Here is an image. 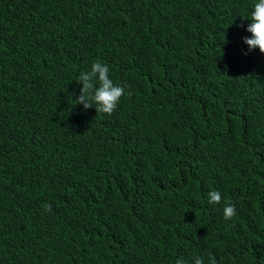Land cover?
Returning <instances> with one entry per match:
<instances>
[{"label": "trees", "instance_id": "1", "mask_svg": "<svg viewBox=\"0 0 264 264\" xmlns=\"http://www.w3.org/2000/svg\"><path fill=\"white\" fill-rule=\"evenodd\" d=\"M255 2L0 0V264H264Z\"/></svg>", "mask_w": 264, "mask_h": 264}, {"label": "clouds", "instance_id": "2", "mask_svg": "<svg viewBox=\"0 0 264 264\" xmlns=\"http://www.w3.org/2000/svg\"><path fill=\"white\" fill-rule=\"evenodd\" d=\"M251 23L247 25L246 31L251 33L250 37H245L243 42L248 46L249 50L259 49L264 54V0H256L249 18ZM243 27V25H240ZM247 55V53H244ZM98 73V79L96 74ZM109 67L100 61H94L91 65L90 74H81L78 82L83 84L81 95L76 104L83 103L84 108L88 109L95 105L97 113L111 115L116 109L120 98L124 95V88L118 84H114L109 79ZM131 95V93H129ZM87 101V102H86ZM209 203H220L221 193L218 190H212L208 193ZM45 210L50 211L51 205H45ZM224 218L229 220L236 215L234 204L226 203L223 209ZM175 264H182L176 260ZM195 264H205L203 257L195 260ZM209 264H217L215 258L209 255Z\"/></svg>", "mask_w": 264, "mask_h": 264}]
</instances>
